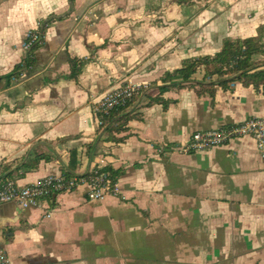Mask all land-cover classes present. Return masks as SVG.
<instances>
[{
	"label": "crops",
	"instance_id": "crops-1",
	"mask_svg": "<svg viewBox=\"0 0 264 264\" xmlns=\"http://www.w3.org/2000/svg\"><path fill=\"white\" fill-rule=\"evenodd\" d=\"M48 18L35 64L17 73L26 36ZM262 30L264 0H0V167L30 184L108 166L120 185L97 199L84 182L29 208L0 202V264H264L255 137L177 147L195 130L264 117L262 85L221 84L200 66L193 78L214 85H172L152 103L144 94L125 109L140 112L126 129L108 130L94 109L130 81L156 94L185 58Z\"/></svg>",
	"mask_w": 264,
	"mask_h": 264
},
{
	"label": "built area",
	"instance_id": "built-area-1",
	"mask_svg": "<svg viewBox=\"0 0 264 264\" xmlns=\"http://www.w3.org/2000/svg\"><path fill=\"white\" fill-rule=\"evenodd\" d=\"M43 31L38 27L28 33L29 40L24 41L26 50L31 47L34 40L44 34ZM145 85L142 82L130 81L104 92L94 106L100 124L103 123V115L113 108L118 106H126L125 109L131 108L134 102L139 101V99L134 100L135 96L144 93ZM243 135L255 137L264 152V117L253 116L237 123L195 130L186 144L177 147L184 151L206 149ZM84 182L89 183V196L93 199L120 192L118 180H113L108 172L101 171L99 167L91 168L81 175L50 174L30 184L18 183L15 178L6 175L0 167V202L14 200L22 207L29 208L37 206L42 198L52 193L72 190ZM8 260V254L0 247V263H7Z\"/></svg>",
	"mask_w": 264,
	"mask_h": 264
},
{
	"label": "trees",
	"instance_id": "trees-1",
	"mask_svg": "<svg viewBox=\"0 0 264 264\" xmlns=\"http://www.w3.org/2000/svg\"><path fill=\"white\" fill-rule=\"evenodd\" d=\"M51 18L44 20L40 25L41 29H44L45 25ZM44 34L39 39L34 40L31 47L26 50V55L21 62H18L14 69L24 71L36 62V49L42 43ZM29 40V36L25 38ZM258 54L264 55V30L256 36H248L244 38H226L223 43L222 49L217 51L215 54H207L199 57L185 58L182 65L174 69L173 71H167L164 76V83L158 86V93L150 94L145 92L149 97L148 103L153 101L163 100L162 93L168 90L172 85H184L189 84H200L201 87L207 85H214L216 81L221 84H227L230 81L236 79H242L246 83H253L257 86L262 85L264 88V67H259L261 61L255 60V56ZM76 60L72 59V75H76L80 70L77 66ZM204 66L206 75L216 74L217 80L210 81L209 83L203 80H197L193 78V74ZM177 79L173 82L170 80ZM141 94H137L134 100L139 99ZM143 97V96H142ZM126 106H118L113 108L109 113L103 115V125L110 123L108 130L113 131L126 129V124L129 119L140 114L139 111H135V108L125 110ZM124 109V112L121 111ZM115 122L114 124H112ZM107 127V126H106ZM104 127V128H106ZM101 171L108 172V175L113 179L117 180L118 171L111 167L100 168ZM1 247V246H0Z\"/></svg>",
	"mask_w": 264,
	"mask_h": 264
}]
</instances>
